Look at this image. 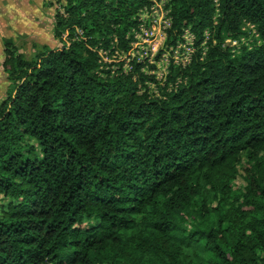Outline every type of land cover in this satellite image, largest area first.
<instances>
[{"label":"trees","instance_id":"16d2710c","mask_svg":"<svg viewBox=\"0 0 264 264\" xmlns=\"http://www.w3.org/2000/svg\"><path fill=\"white\" fill-rule=\"evenodd\" d=\"M151 2L55 0L59 47L3 39L0 264H264V0H168L195 50L159 94L101 53Z\"/></svg>","mask_w":264,"mask_h":264},{"label":"rangeland","instance_id":"374dc122","mask_svg":"<svg viewBox=\"0 0 264 264\" xmlns=\"http://www.w3.org/2000/svg\"><path fill=\"white\" fill-rule=\"evenodd\" d=\"M57 6L55 0H0V100L4 98L8 81L2 69L3 39L12 38L20 51L26 56L32 55V45L41 47L43 45L49 48L60 46V42L53 34V14ZM245 29L251 28L250 25L244 24ZM102 53L103 67L115 72L118 69V62L124 64V55L120 52L111 56ZM169 63L164 60L155 58L153 68L156 73H167ZM163 80V79H162ZM161 82V81H160ZM159 82V84H161ZM157 82L147 84L149 90L159 94V85ZM233 181V189H242L245 181L241 175Z\"/></svg>","mask_w":264,"mask_h":264},{"label":"built area","instance_id":"2783aa9c","mask_svg":"<svg viewBox=\"0 0 264 264\" xmlns=\"http://www.w3.org/2000/svg\"><path fill=\"white\" fill-rule=\"evenodd\" d=\"M151 1L149 6L140 8L137 13L138 24L129 32L131 41L128 50L115 52L124 55L125 62L122 66L124 72L131 69V62L134 61L142 65L141 71L154 76L157 83L161 81L160 83L163 84L169 71L165 74L156 73L153 68L155 58L159 57L167 63L170 62L169 65L173 63L182 67L186 66L190 63L195 50L194 35L185 30L181 34V39H178L175 44H168L167 36L172 24L168 0ZM227 42H230L232 46L237 45L236 39H228ZM150 82L145 81L146 84Z\"/></svg>","mask_w":264,"mask_h":264}]
</instances>
